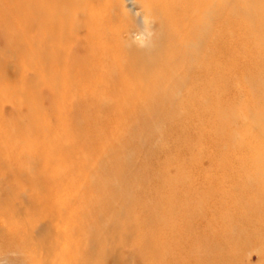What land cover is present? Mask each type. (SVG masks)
Masks as SVG:
<instances>
[{"label":"bare ground","instance_id":"1","mask_svg":"<svg viewBox=\"0 0 264 264\" xmlns=\"http://www.w3.org/2000/svg\"><path fill=\"white\" fill-rule=\"evenodd\" d=\"M182 111L214 150L186 180L151 141ZM244 238L264 264V0H0V264H244Z\"/></svg>","mask_w":264,"mask_h":264},{"label":"rangeland","instance_id":"2","mask_svg":"<svg viewBox=\"0 0 264 264\" xmlns=\"http://www.w3.org/2000/svg\"><path fill=\"white\" fill-rule=\"evenodd\" d=\"M138 11V9H135ZM73 13L70 12V14ZM149 23V22H147ZM71 98L73 99V96H71ZM244 106L246 107L247 105L245 104L244 102V105L241 104L239 105L238 108H244ZM171 116H174V115H171ZM185 117V112H181L179 114L178 117H176L175 119H172L171 117H168L167 119L163 120L162 122L159 123L161 127V130L158 131L156 137H154L151 141L152 143L154 144L155 142H158L161 146H162V149L159 151L161 152L159 154V157L161 160H166L167 159V162L168 163V171H167V175L169 176V178L171 177H174L176 174L179 176V178L183 179V180H186L187 179V176H189V174L187 173V171L189 170L188 168H184V166H182V163L181 161L183 159H188L192 154L194 155V157H197L198 154H200L201 151H204V155L202 156V158L199 156V158L201 160V163H202V166L201 169L204 168V171H206L208 168H209V160L211 158H209L207 155V153L211 150H213L211 147L207 148L206 147V144L205 145H202V147H199V146H193L195 145V142L192 140V138L190 139H187L186 136H184V134H181L178 132V130H170L168 129V127L171 125V123H175V122H178L180 121H183V118ZM211 118V117H210ZM210 118H205V122H208V127H211L212 124L211 121L212 119ZM209 120V121H206ZM186 121V118L183 122ZM193 123L197 122V120H193L192 121ZM125 128H128L132 123V120H130L129 118H125V119H122V122H121ZM182 123V122H181ZM133 124H138V123H133ZM239 132H241L240 129H238ZM109 136H112V135H108L107 137ZM113 137V136H112ZM206 137L207 136H200V139H202V141L204 142L206 140ZM88 139V138H87ZM83 141H85L83 139ZM82 140H80V143L83 142ZM202 142V143H203ZM151 143V142H150ZM78 144V143H77ZM95 145H93V149L96 151L97 149L99 150L100 148H98V144L97 143H93ZM193 144V145H192ZM81 146V145H79ZM96 148V149H95ZM114 151L115 150H118V149H113ZM214 151V150H213ZM100 153L98 152H95V153H92L90 151L88 152H85L83 150V153H79L77 156H78V159H77V163L79 164L80 162L79 161H84L85 160V165L87 168H89V166H92L93 168H98L99 167H104V162L102 161L100 155ZM140 157H142L140 155ZM208 157V158H207ZM218 158V155L217 156H214V158ZM82 159V160H81ZM182 159V160H181ZM165 167V165L163 166ZM88 170V169H86ZM222 170H219V173H221ZM194 172V170H193ZM192 172L191 175H194V173ZM86 180H89L91 179V176L89 174H86L85 176ZM120 183L123 182V181H119ZM95 183H93L94 185ZM141 195L138 193V196ZM91 202V196H85L80 205L81 206H84V207H88V205L90 204ZM75 207V206H74ZM74 211V209H73ZM140 212V211H139ZM136 216V215H135ZM124 222V221H123ZM87 230V228L84 227V231ZM244 240H246L245 238L244 239H240L239 241V244L238 245H235L234 248H237V250L239 249V252L242 253L240 254L239 256V262H242V263H246V261L249 262V264H258V255H257V251H256V247H253L250 243H247V242H244ZM241 243V244H240ZM243 243V244H242ZM253 247V248H252ZM258 248V247H257ZM261 250H263V247L260 248ZM127 251L126 250H122V254L123 257H128V254L126 253ZM132 263L134 264H139L137 259H132Z\"/></svg>","mask_w":264,"mask_h":264}]
</instances>
